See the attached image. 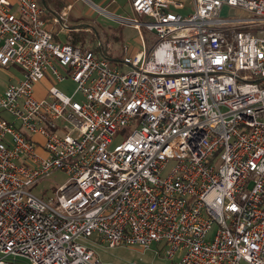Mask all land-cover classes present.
Listing matches in <instances>:
<instances>
[{"label":"built area","instance_id":"2783aa9c","mask_svg":"<svg viewBox=\"0 0 264 264\" xmlns=\"http://www.w3.org/2000/svg\"><path fill=\"white\" fill-rule=\"evenodd\" d=\"M129 2L114 20L141 49L113 64L53 39L70 5L45 20L37 0H0V66L22 72L0 95V264H112L93 237L160 245L166 264H264V0ZM53 170L67 180L51 206L29 188Z\"/></svg>","mask_w":264,"mask_h":264},{"label":"rangeland","instance_id":"374dc122","mask_svg":"<svg viewBox=\"0 0 264 264\" xmlns=\"http://www.w3.org/2000/svg\"><path fill=\"white\" fill-rule=\"evenodd\" d=\"M81 3L80 7L89 8L92 10V18L100 23V28L95 27L99 34V38L93 33V29L89 28L85 31L88 35H86L84 39V47H87L94 52L99 51L98 47L101 44L102 50L111 54L112 56L120 55V47L122 44H126L129 47H136L137 50L141 49L139 44V32L138 30L132 28L128 25H120L114 19L117 17H123L126 19L134 18V13L131 10L129 0H118V5L120 6V14L119 15H111L110 13L103 14L99 7L94 6L88 0H77ZM79 6L76 5V7ZM252 14H246L243 11L236 9L234 7L223 5L219 14V17L225 19L232 18H248L252 17ZM112 21V22H111ZM138 21L144 22L145 18H138ZM92 22V21H90ZM111 22V23H109ZM92 24V23H91ZM114 34V36H107L105 38V33ZM90 33V34H89ZM141 33L144 38V42H146V47L151 51L157 42L155 35L152 32H149L144 26H141ZM119 38V39H118ZM113 60L115 58H112ZM115 61H113L114 63ZM5 68V69H4ZM11 76L12 78H9ZM22 78V73L16 67H2L0 66V95L3 93L6 86L10 83V80H19ZM68 81V79H66ZM70 88H62V85H56V87L64 94L69 95L70 91H74L75 86L68 84ZM75 100H79L76 98ZM132 131V127L125 126L120 131L116 133L114 136L113 143H117L123 139H125ZM67 180V176L61 170H53L50 171V174L40 180L37 184L33 185L29 188L37 198H40L44 201L51 199V206L55 204L56 198V189L58 186L65 183ZM92 242L87 243V246L93 249L98 259L104 262H110L112 264H166V260L164 258L159 257L156 253H160V245H152L150 248L144 250L143 252L138 247H117V248H107L102 244L95 242V237L92 238Z\"/></svg>","mask_w":264,"mask_h":264},{"label":"crops","instance_id":"0c3cea01","mask_svg":"<svg viewBox=\"0 0 264 264\" xmlns=\"http://www.w3.org/2000/svg\"><path fill=\"white\" fill-rule=\"evenodd\" d=\"M8 1H12V0H8ZM37 1L39 4H42L47 9V15L45 17V20H48L53 15H56V14L58 15L59 13L64 12V10L66 9L67 6H69V5L71 6V9L67 12L66 20L64 21V24L63 23L62 24H49V26H48L50 29H52L54 31L53 39L57 42H60V43L66 42L67 43V35L72 31L76 32V33L77 32L78 33H80V32L85 33V31L88 30L89 28L94 29L96 26L100 28V23L92 18V13H93L92 10L89 9L88 7L85 9L80 7L81 3L83 4V2H81V1L78 3H77V0H37ZM88 1L91 2L94 6L99 7L103 14H105V13H110L111 15H116V14L119 15L120 14L119 13L120 12V6L117 4L118 0H88ZM78 4H79V6L76 7V5H78ZM12 11L16 12V8L13 7ZM184 12H186V11H184ZM90 21H92V22H90ZM111 22H109V23H111ZM109 30H110V34L104 32L105 38H106V35L110 36V37L114 36V34L111 33V28ZM139 44H140V40H139ZM124 45H126V44H122L120 47V55L119 56L114 57L111 54H109L110 57H108V54L106 55L103 50H102V54L104 56H106L112 63H113V61H115L113 64H119V62L121 60V56H122V48ZM145 45H146V42H145ZM78 47H80V46H78ZM81 48L88 49L87 47H84V46H82ZM129 48H130V52L139 51V50H137L136 47H133V46H131ZM146 49H147V47H146ZM88 50H90V49H88ZM147 50H149V49H147ZM112 58H115L117 60H113ZM10 67H14V66H10ZM6 68H8V67H6ZM9 78H12V77L9 76ZM10 82H14V81L10 80ZM51 84H52V82L47 76H46V78L42 79L41 81L35 83V85H34L35 97L38 99L47 98V89L51 86ZM58 84L62 85L61 86L62 88H70V86L68 84L73 85V83H71L69 80L68 81L65 80V81L61 82V84L60 83H58ZM71 94H72V91L69 92V95H71ZM76 98H78L79 100L81 99L80 96H75L74 99H76ZM6 118L8 120H10L9 116H7ZM35 139L39 142H41L43 140L39 136H36Z\"/></svg>","mask_w":264,"mask_h":264},{"label":"trees","instance_id":"16d2710c","mask_svg":"<svg viewBox=\"0 0 264 264\" xmlns=\"http://www.w3.org/2000/svg\"><path fill=\"white\" fill-rule=\"evenodd\" d=\"M93 33L99 38V34L96 28L93 29ZM86 35L88 34L83 33V32L76 33L72 31L67 35V43L73 47H78V46L82 47L84 45V39ZM105 54L107 55V53ZM108 57H110L109 54H108ZM114 60H117V59H114Z\"/></svg>","mask_w":264,"mask_h":264}]
</instances>
